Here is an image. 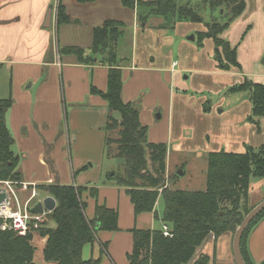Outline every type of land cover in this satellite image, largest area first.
<instances>
[{
    "label": "crops",
    "instance_id": "crops-1",
    "mask_svg": "<svg viewBox=\"0 0 264 264\" xmlns=\"http://www.w3.org/2000/svg\"><path fill=\"white\" fill-rule=\"evenodd\" d=\"M60 2L65 6L66 13L73 19L72 22H59L58 6ZM50 6H52V18L50 26L47 27L45 26L46 16ZM213 11H217L219 14L223 13L222 9ZM248 12H264V0H245L243 13L235 18L224 32L230 30L239 20L242 21V28H244L242 39L245 41V38L250 37L256 23L248 19ZM140 13L146 12H140L138 8L125 7L121 0H94L84 3L78 0H0V65H9L13 90L16 94L15 97L10 96L13 97V105L8 110L6 118L14 139L12 150L20 158L17 171L21 178L18 181L36 183L38 192H44V199L51 195L40 189V185L63 184L83 187V190L86 191L83 192L84 195L82 193L81 199L86 204L85 213L89 219L95 217L98 205H106L118 211L119 229L116 231L101 229L98 231L95 241L87 243L83 247V259H98L96 264H130L128 255L133 249L134 242L132 230L134 228L162 229L165 224L162 220L164 201L162 196L157 200L156 206L159 204L161 206L159 210L156 207L158 218L155 216V211L136 214L126 187L119 186L116 182L109 184L101 182L102 174L99 175L95 171L97 157L90 155V150L91 148L95 149L99 139H101L96 130L99 125L98 128L101 130L103 139L102 149L103 152L106 151L104 127L110 111L105 98L97 92H92L91 87L95 86L101 91L107 90L109 66L99 61L98 58H95L93 64L81 63L74 54L62 53L61 48L77 46L84 48L86 53L90 54L93 46L94 29L107 19L121 20L130 27L132 29V61H122L123 57L121 60L119 59L124 81L122 97L125 102L135 104L143 90L151 88L150 92L152 91V93L146 92L144 98L151 99L146 98L145 101L152 105L148 106L145 112L144 110L140 112L142 124L147 125L146 115L149 116L148 120H150L152 117L151 109L160 97V86L163 85L166 95L170 97L172 94L171 88L169 89L163 82L162 75L165 73L167 82H170L173 72L177 70L178 62L174 61L167 71H163V67L157 65L156 58L152 53L142 54L139 52L140 38L146 44L141 35L149 34L146 30L152 26L150 23L155 16L151 15L145 23H141L139 20ZM156 17L154 27L164 29L166 27L165 21L163 23L162 20H158L161 16ZM226 20L227 18L221 17V21H218L224 23ZM205 27V30L199 31L197 34L205 32L207 26L205 25ZM224 32L220 35L223 39H225L223 37ZM160 36L162 37V34ZM193 36V41H195L197 38L195 35ZM207 39L214 42L213 38H206L203 45ZM225 40L232 47H236L237 60L241 65L239 43H233L229 38ZM141 58H144L145 61H142ZM263 58L264 47L259 60H263ZM215 61L216 70L227 72L224 75L238 70V68L223 70L219 68L218 61L216 59ZM34 69H36V73L33 72ZM132 72V78L126 81V75H130ZM246 80L253 83H264L261 79L253 80L244 75L242 81L240 80L241 82L236 83V80L231 82L232 88L229 86L228 91L231 93L248 92L246 97H249L250 100L247 102L245 99L246 103L242 116L245 115V119L250 121L252 125L249 132L252 133L255 140V142L254 140L251 142L256 145L244 142L243 149L220 147V149L213 151L225 150L243 153L249 147L257 149L264 143V130L259 125L264 122V116H253L251 91L233 90ZM19 82H24L23 86L27 84L26 87L21 88ZM153 91L156 92L155 96ZM237 98L240 99V96ZM203 109L206 116L215 115V111L219 114L225 111V109H216L212 105L203 106ZM70 113L72 124L67 127V135L64 119L69 121ZM113 114L121 116L118 111L113 112ZM67 124L69 123L67 122L66 126ZM71 128L72 131H70ZM228 139L231 138H226L222 144L228 143L226 142L229 141ZM71 140L79 151L76 165H74L73 157L70 158L71 163L66 160L64 146L67 142L71 145ZM148 140L153 143H166V139L162 137H158L157 140L152 139L151 134ZM227 145L229 146V144ZM82 148L88 150V153H82ZM114 154L115 151L109 155L112 158H118ZM122 160L125 164V160ZM109 172L107 175L111 176L115 171ZM170 177V170H167V185L170 184ZM72 178L73 182H71ZM254 189L261 190L262 188L258 186L253 188L250 185V193ZM263 200L264 190L261 191V197L255 206ZM156 219L161 223L158 226L155 225ZM168 225L171 229V225ZM42 239L37 243L43 252L47 237H42ZM233 241L234 233L232 232H226L219 237L213 235L211 238L209 236L197 249L196 256L200 254L209 256V264H238ZM246 244L254 261L264 260V218L250 231ZM37 262L42 261L38 260Z\"/></svg>",
    "mask_w": 264,
    "mask_h": 264
},
{
    "label": "trees",
    "instance_id": "trees-1",
    "mask_svg": "<svg viewBox=\"0 0 264 264\" xmlns=\"http://www.w3.org/2000/svg\"><path fill=\"white\" fill-rule=\"evenodd\" d=\"M81 3L94 0H78ZM125 7L138 8L141 23L149 16H161L166 22L176 18L192 22H204L203 17L189 4L179 5L177 0H121ZM212 10H223L218 20L207 22V30L198 35L199 46L206 38L215 42L214 57L219 68L230 70L241 68L237 60V49L220 35L245 9V0H205ZM58 20L69 23L73 19L65 6H58ZM125 23L107 19L94 29L92 52L84 48L66 46L62 53L74 54L78 61L93 64L95 58L109 66L106 91L95 86L91 91L102 95L108 102L109 115L105 123V148L114 156L125 160L124 171L114 172L111 178L119 186L126 187L134 204L136 214L155 211L160 196L164 201L162 220L171 225L173 236H165L162 229L134 228L133 249L128 258L130 264H209L205 254L196 256L197 249L213 234L235 233L245 215L253 208L246 203L250 195L252 176L264 178V143L257 149L249 147L246 152L225 150L208 153L207 188L205 190H182L167 185L166 143L148 140V126L142 124L138 107L125 102L122 97L123 71L118 61L117 49L124 34ZM236 91H251L253 116H264V83L245 81ZM13 105L11 97L0 99V180H20L17 171L19 156L12 150L14 139L7 123V112ZM118 111L121 118L114 117ZM110 149L114 151H110ZM40 189L53 196L56 208L49 214L55 226L45 224L38 233L47 237L43 248V262H37V246L32 244V235L21 237L11 231L0 230V264H96L98 259L84 260V245L96 239L99 230L116 231L118 211L98 205L96 215L89 219L85 213V202L81 195L83 187L73 185H40ZM95 191V190H94ZM264 218V211L254 219L243 235L241 248L247 264H264L254 261L247 248L250 231Z\"/></svg>",
    "mask_w": 264,
    "mask_h": 264
},
{
    "label": "rangeland",
    "instance_id": "rangeland-1",
    "mask_svg": "<svg viewBox=\"0 0 264 264\" xmlns=\"http://www.w3.org/2000/svg\"><path fill=\"white\" fill-rule=\"evenodd\" d=\"M177 2L179 5L189 4L203 17L204 22L193 23L187 19L179 21L176 18L166 22V19L161 17L158 20H162L163 23L165 21L166 27L158 29L154 27L157 19L154 16V20L150 23L153 27L150 25L151 27L146 30L149 34L141 35V37H144L146 44L140 38L139 52L142 54L152 53L156 58L157 65L163 67V71H167L174 61L178 62L176 72L171 73L170 82H167L165 73L162 75L163 82L172 90L171 96L165 94L164 87L161 85L160 97L156 105L153 108L151 107L152 117L150 120H148L149 116L145 113L149 128L148 139H150V134L152 139L157 140L158 137L166 139L168 146L166 168L168 171L170 170L171 174L170 186L182 190H205L207 188V165L210 151L220 149V147L243 149L244 142L253 144L251 141L254 139L252 133L249 132L252 125L250 121L245 119V115L242 116L246 103L245 99H247V102L250 100L249 97H246L248 92L231 93L228 89L232 88L230 86L231 82L234 80H236V83L241 82L244 75L249 79L264 81V65L261 62L262 59L259 60L264 47V12H248V19L256 24L254 30L251 31V36L244 37L245 41L242 39L244 31L242 21L237 20L230 30L224 32L223 37L225 39L229 38L233 43H239V56L241 59L240 69L238 68L236 72L224 75L227 72L216 70L213 40L207 39L205 45L199 46V36L197 34L199 31L205 30L207 22L221 21L219 12L213 11L209 5L205 4V0H177ZM142 12H145V10H142ZM131 32L132 29L125 25L124 34L119 41L118 60L123 57L122 61H132ZM193 35L197 38L195 41L191 39ZM141 60L145 61L144 58H141ZM9 69L8 64L0 65V99L10 96L15 97L14 95H16ZM33 72L36 73V69ZM132 74L133 72L126 75V81L132 78ZM19 83L21 88H25L27 85L23 86L24 82ZM150 90L151 88L143 90V93L135 102L139 112L143 110L145 112L148 109L147 107L152 105L145 101L148 97L144 98V94L150 92ZM153 94L155 96L156 92L153 91ZM238 96H240V99L237 98ZM211 105L216 109H225V111L220 114L215 111V115H204L203 106L208 107ZM114 117L120 119L121 116L115 114ZM68 120L64 119L66 133L68 125L70 127V124H72L71 113ZM67 122L69 124L66 126ZM259 125L264 130V122ZM98 127L96 130L101 139H99L95 149L91 148L90 155L97 157L95 171L99 175L102 174L101 182L106 184L115 183V180L108 176L107 172L122 173L124 163L122 159L112 158L107 150L103 152L102 133ZM70 131H72V128ZM226 138L231 139L226 141L228 143L222 144V141ZM64 150L67 162L71 163L70 158L73 157L74 165H76L79 151L73 140H71V145L67 142ZM110 151L114 150L110 149ZM82 153H88V150L82 148ZM76 172L75 174H77ZM73 181L72 178L71 182ZM92 185L95 186V184ZM250 185L253 188L256 186L262 188L261 190H252L249 195L246 205L247 207H254L261 197V191L264 190V178L252 176ZM25 196H28V194L26 193ZM25 196L21 197L23 201L26 199ZM41 199H44L43 191L39 192L33 203ZM161 205L163 204L161 203ZM156 207L158 210L161 208L160 204ZM156 221L155 225L161 224L158 219ZM46 223L55 226V223L50 219ZM41 238L42 236L37 232L32 235L31 242L37 246L36 261L43 262V252L37 243L41 241Z\"/></svg>",
    "mask_w": 264,
    "mask_h": 264
},
{
    "label": "built area",
    "instance_id": "built-area-1",
    "mask_svg": "<svg viewBox=\"0 0 264 264\" xmlns=\"http://www.w3.org/2000/svg\"><path fill=\"white\" fill-rule=\"evenodd\" d=\"M37 186L36 183L0 180V194H5V198L0 202V230L11 231L26 237L30 234L35 235L45 226L51 211L44 207L42 213L32 212V207L39 202L33 203L39 194ZM26 193L28 196H25L26 199L23 201L21 197ZM162 231L165 236H173V232L166 223Z\"/></svg>",
    "mask_w": 264,
    "mask_h": 264
},
{
    "label": "water",
    "instance_id": "water-1",
    "mask_svg": "<svg viewBox=\"0 0 264 264\" xmlns=\"http://www.w3.org/2000/svg\"><path fill=\"white\" fill-rule=\"evenodd\" d=\"M52 18V6L49 7L47 16H46V24L45 26H50ZM191 39H194V36H191ZM262 63L264 64V58L262 60ZM5 198V194H0V202ZM57 201L54 197L48 196L44 200L39 201L34 207H32V212L34 213H42L44 211V207L50 210L51 212L56 208ZM264 211V200L254 206L243 218L240 225L236 229V232L234 233V241H233V247L235 256L237 259L238 264H247L243 254H242V238L246 230L249 228L250 224L254 221L256 217H258L262 212ZM210 237H213V234L210 235Z\"/></svg>",
    "mask_w": 264,
    "mask_h": 264
}]
</instances>
